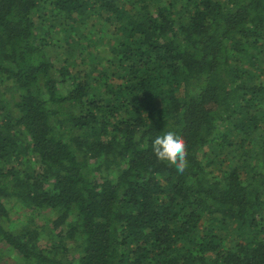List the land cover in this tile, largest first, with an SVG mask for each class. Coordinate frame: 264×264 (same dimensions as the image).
I'll return each mask as SVG.
<instances>
[{
    "label": "trees",
    "instance_id": "trees-1",
    "mask_svg": "<svg viewBox=\"0 0 264 264\" xmlns=\"http://www.w3.org/2000/svg\"><path fill=\"white\" fill-rule=\"evenodd\" d=\"M5 254L264 264V0H0Z\"/></svg>",
    "mask_w": 264,
    "mask_h": 264
},
{
    "label": "clouds",
    "instance_id": "clouds-1",
    "mask_svg": "<svg viewBox=\"0 0 264 264\" xmlns=\"http://www.w3.org/2000/svg\"><path fill=\"white\" fill-rule=\"evenodd\" d=\"M152 149L158 160L167 161L179 173L183 174L188 167L186 142L174 131L157 136L153 140Z\"/></svg>",
    "mask_w": 264,
    "mask_h": 264
},
{
    "label": "rangeland",
    "instance_id": "rangeland-1",
    "mask_svg": "<svg viewBox=\"0 0 264 264\" xmlns=\"http://www.w3.org/2000/svg\"><path fill=\"white\" fill-rule=\"evenodd\" d=\"M39 214H40V212H39ZM36 219L39 221V222H41L42 221V219H41V217L40 216H37L36 215ZM6 250V249H5ZM4 249H3V251H5ZM3 257H4V259H3V261H5V262H9V263H13L14 262V257L10 254V255H7V254H5V255H3Z\"/></svg>",
    "mask_w": 264,
    "mask_h": 264
}]
</instances>
